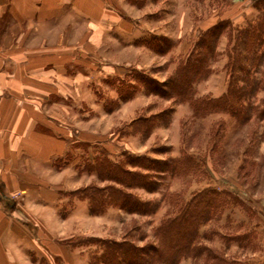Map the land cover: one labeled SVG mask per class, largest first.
Listing matches in <instances>:
<instances>
[{"label": "rangeland", "instance_id": "374dc122", "mask_svg": "<svg viewBox=\"0 0 264 264\" xmlns=\"http://www.w3.org/2000/svg\"><path fill=\"white\" fill-rule=\"evenodd\" d=\"M99 5V22L93 25L97 39H85L88 25L83 24L76 29L77 39L67 41V46L82 44V66L91 65V71L83 72L87 76L76 79L79 87L66 89L67 94L78 93L81 102L51 109L67 124L71 149L45 173L56 183L44 186L65 187L59 191L58 216L47 210L41 216L46 227L39 220L37 224L36 234L51 247L50 264H126L109 249L110 241L121 242L128 251L145 248L146 254L141 255L146 258L144 264H166L155 262L171 256L161 250L159 242L166 235L160 225L179 215L186 204L194 207L207 189L221 192L223 200L198 226L194 243L211 249L212 256L264 264V117L259 115L264 109V57L250 65L251 75L260 82L243 102L248 101L255 110L243 122L219 107L195 113L188 101L161 97L142 81L147 76L153 84L154 80L166 82L205 29L225 20L227 27L208 61L209 73L192 87L193 97L199 101L223 94L230 80L227 60L236 33L264 11L262 0H100ZM103 18L115 22L103 23ZM263 47L258 48L262 51ZM120 79L129 80L125 91L119 88ZM123 94L127 97H121ZM152 120L146 129L145 124ZM96 153L107 154L114 161L128 154L151 157L149 163L140 162L152 169L124 165L155 175V190L125 189L82 169L84 154L94 157ZM107 185L122 187L148 202L147 212L109 206L94 214L86 199L80 198L79 203L69 194L83 187ZM11 198L38 213L27 192H14ZM153 246L162 257L151 258ZM58 248L65 249L66 261L54 254ZM40 263L48 264L47 258L42 257ZM217 263L210 256L183 254L174 264Z\"/></svg>", "mask_w": 264, "mask_h": 264}, {"label": "crops", "instance_id": "0c3cea01", "mask_svg": "<svg viewBox=\"0 0 264 264\" xmlns=\"http://www.w3.org/2000/svg\"><path fill=\"white\" fill-rule=\"evenodd\" d=\"M99 1L0 0V264H41L42 257L50 264L51 247L36 234L37 224L46 227L41 216L47 210L58 216L59 191L65 187L44 186L56 183L45 173L71 149L67 124L51 109L80 100L66 89L79 87L76 79L87 76L83 72L91 65L82 66V44L67 46V41L77 39L83 24L85 39H97ZM17 191L27 192L40 213L14 201ZM64 251L54 254L66 261Z\"/></svg>", "mask_w": 264, "mask_h": 264}, {"label": "trees", "instance_id": "16d2710c", "mask_svg": "<svg viewBox=\"0 0 264 264\" xmlns=\"http://www.w3.org/2000/svg\"><path fill=\"white\" fill-rule=\"evenodd\" d=\"M262 3L264 6V0H262ZM226 27L227 21L225 20H218L216 23L207 27L194 42L190 54L176 66L174 73L166 79V82L162 83L154 80L153 84L152 80H148L147 76H142L144 84L152 87L153 92L161 97L168 99L173 97L177 100L188 101L195 113L219 107L235 116L241 122L247 120L251 112L255 110L254 107L250 106L248 101L245 105L243 104L258 89L260 82L251 75L250 65H254L255 61L264 57V47L262 51L258 48L264 46V11L259 12L256 21L250 20L247 26L242 27L236 33L232 52L231 54L228 53L227 72L230 80L226 91L220 96L207 97L201 101L193 97V83L209 73L208 61L215 55L217 40ZM118 81L121 91H125L124 88L126 85L128 88L130 87L129 80L121 81L120 79ZM238 81L241 82L240 85H238ZM124 95L127 97V94H123L121 97ZM167 111L169 110L165 112ZM164 114L167 115V113ZM259 115L264 117V109H261ZM153 122V120L147 122L145 128L148 129L152 126ZM128 156H133V158L128 159ZM128 156L122 158L120 161H114L107 154L96 153L94 157L84 154L83 160L85 159V161L82 163V169L87 168V170L94 171L99 179L116 182L125 189L142 187L148 191L155 190V175L130 170L124 165L125 163L126 165L142 166V168L152 169L151 167L145 166L142 163L143 161L140 162V160H146L149 163L152 161L151 157L133 154H128ZM122 187L107 185L102 188H97L90 186L79 188L69 192V194L86 199L90 212L94 214L104 212L109 206L119 207L127 211L135 210L140 213H146L148 202L143 201L137 195ZM220 193L215 189H207L206 193L203 192L200 194L194 207L186 204L180 210L179 215L166 220L160 225V228L166 235L159 242L161 250L165 252L166 249L168 252L166 251L164 254H171V256H166L168 259L165 260L158 258L155 262L164 261L166 264H174L177 258L183 254H193L194 257L199 258L202 255L210 256L215 262L218 261L217 264H253L252 260L246 263L237 259L228 260L219 254L212 256L211 249H205L202 244L196 245L197 243H194L198 237V226L209 219L210 213L216 211V207L223 200ZM208 203L209 205L207 206ZM108 243L110 244L108 246L109 249L119 255V262L123 261L126 264L146 263L143 261L146 258L141 256L142 254H146L147 251H145V248L128 251V248L122 245L121 242L116 243L110 241ZM151 250L153 253L151 258L157 254H159V257L163 256L158 253V247L153 246ZM172 258H174L173 261L171 260ZM117 262L115 261L114 263Z\"/></svg>", "mask_w": 264, "mask_h": 264}]
</instances>
